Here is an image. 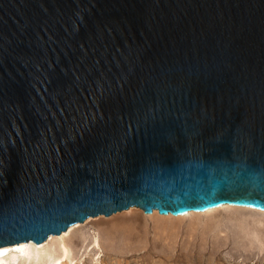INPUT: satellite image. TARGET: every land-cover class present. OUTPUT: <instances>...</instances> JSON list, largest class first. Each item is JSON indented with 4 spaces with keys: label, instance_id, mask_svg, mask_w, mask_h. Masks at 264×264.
<instances>
[{
    "label": "water",
    "instance_id": "95a60500",
    "mask_svg": "<svg viewBox=\"0 0 264 264\" xmlns=\"http://www.w3.org/2000/svg\"><path fill=\"white\" fill-rule=\"evenodd\" d=\"M223 205L264 212V0H0V248Z\"/></svg>",
    "mask_w": 264,
    "mask_h": 264
},
{
    "label": "rangeland",
    "instance_id": "374dc122",
    "mask_svg": "<svg viewBox=\"0 0 264 264\" xmlns=\"http://www.w3.org/2000/svg\"><path fill=\"white\" fill-rule=\"evenodd\" d=\"M68 230L61 233L69 249L62 264H264V214L234 207L180 218L130 207ZM57 237L42 244L44 251L27 247V257L18 256L16 264H51L59 256Z\"/></svg>",
    "mask_w": 264,
    "mask_h": 264
},
{
    "label": "bare ground",
    "instance_id": "6f19581e",
    "mask_svg": "<svg viewBox=\"0 0 264 264\" xmlns=\"http://www.w3.org/2000/svg\"><path fill=\"white\" fill-rule=\"evenodd\" d=\"M229 207H234V208H236V209H243V210H251V211H255V212H259V213H263L264 214V212H262V211H258V210H255V209H250V208H244V207H237V206H229V205H223V206H221V207H217V208H213V209H209V210H206V211H203V212H194V211H190V212H187L186 214H183V215H176V216H174V215H172V214H166V215H162V216H168V217H177V218H180V217H184V216H190V215H196V214H198V215H200V214H209V213H211V212H213V211H215V210H219V209H226V208H229ZM155 211V213L156 214H158V215H160L156 210H154ZM153 211V212H154ZM153 212L151 213V214H153ZM151 214H145V215H151ZM68 230V229H67ZM66 230V231H67ZM65 231V232H66ZM69 231H71V230H68V232L67 233H69ZM65 235H67L66 233H64V234H60V237H59V235H58V237L56 236V235H50L49 237H51V236H56L58 239H56V244L58 245V249H59V256L58 257H54V259L52 260V262H51V264H62L63 262H65V261H67L68 259H69V249H68V247L64 244V237H65ZM48 237V238H49ZM47 238V239H48ZM47 239L44 241V242H46L44 245H47L48 243H49V241H51L53 238H51L50 240H48V242H47ZM43 242V243H44ZM43 243H41V244H35V243H33L32 241H30V242H26V243H19V244H15V245H11V246H7V247H4V248H0V264H16V262H17V260H19V258L20 257H18V256H26V254H27V247H29V246H32L33 247V244H34V246H38V248H39V245H42ZM27 244H28V246H27ZM30 244H32V245H30ZM53 244V243H52ZM44 245H42L41 246V248L42 247H44L45 248V246ZM49 246H50V244H49ZM55 247V246H54ZM57 248V247H56ZM32 248H30V250H31ZM40 249V248H39ZM48 249V248H47ZM46 249V250H47ZM57 249V250H58ZM42 250L44 251L45 249H43L42 248ZM52 250V249H51ZM55 250V249H54ZM39 251V250H38ZM42 251V254L44 253ZM47 251H49V250H47ZM31 252V251H30ZM36 252L37 251H35V254H36ZM52 252V251H51ZM50 252V253H51ZM58 252V251H57ZM40 253V252H39ZM47 253H49V252H46V254ZM49 253V254H50ZM53 253H54V251H53ZM41 254V255H42ZM45 254V253H44ZM55 254V253H54ZM57 254V253H56ZM38 255V254H37ZM27 257V256H26ZM39 257V256H38ZM18 258V259H17ZM30 258V257H29ZM41 258H43V261H44V258H46V257H44V256H41ZM41 258H38V259H41ZM21 259V258H20ZM23 259V258H22ZM25 259V258H24ZM31 259V258H30ZM30 259H28L27 261H29ZM37 259V260H38ZM26 260V259H25ZM20 261H22V260H20ZM40 261V260H39ZM24 262H26V261H24ZM22 263V262H21ZM32 263H34V262H32ZM31 263V264H32ZM41 263V262H40ZM44 263H46V262H44ZM28 264V263H27ZM38 264V263H37Z\"/></svg>",
    "mask_w": 264,
    "mask_h": 264
}]
</instances>
